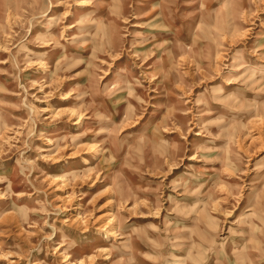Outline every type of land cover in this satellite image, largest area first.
Masks as SVG:
<instances>
[{
  "label": "rangeland",
  "instance_id": "1",
  "mask_svg": "<svg viewBox=\"0 0 264 264\" xmlns=\"http://www.w3.org/2000/svg\"><path fill=\"white\" fill-rule=\"evenodd\" d=\"M0 264H264V0H0Z\"/></svg>",
  "mask_w": 264,
  "mask_h": 264
}]
</instances>
